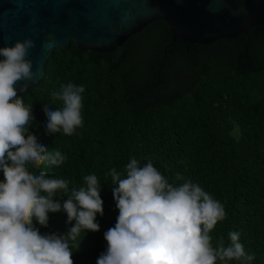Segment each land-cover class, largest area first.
Here are the masks:
<instances>
[{
	"label": "trees",
	"instance_id": "1",
	"mask_svg": "<svg viewBox=\"0 0 264 264\" xmlns=\"http://www.w3.org/2000/svg\"><path fill=\"white\" fill-rule=\"evenodd\" d=\"M68 82L85 88L83 126L72 136L48 134L43 106L58 110L52 93ZM21 98L33 105L29 131L67 156L59 167L29 171L67 180L70 188L86 186L85 175L101 182L100 230L80 234L74 264H96L106 251L104 233L119 215L106 174H124L132 158L140 166L151 160L170 183L184 182L177 173L198 183L226 212L210 232L213 246L221 237L227 246L229 232H239L252 264H264V24L195 45L171 41L167 25L155 20L110 53L80 52L71 40L62 54L52 51L43 79ZM34 224L41 234L72 227L63 211L49 213L46 228Z\"/></svg>",
	"mask_w": 264,
	"mask_h": 264
},
{
	"label": "clouds",
	"instance_id": "2",
	"mask_svg": "<svg viewBox=\"0 0 264 264\" xmlns=\"http://www.w3.org/2000/svg\"><path fill=\"white\" fill-rule=\"evenodd\" d=\"M35 42L26 38L0 47V264H74L82 232H97V215L103 216L102 186L95 174L83 177L86 186L70 188L69 181L29 168L59 167L67 156L58 148L48 150L29 129L35 117L15 85L33 80L37 72L27 57ZM21 85L19 92H25ZM85 88L72 82L52 93L61 106L47 105L48 134L72 136L83 126L81 110ZM113 198L119 215L104 233L107 249L96 264H252L255 256L245 251L240 233L229 232L213 246L210 232L226 218L223 204L198 183L176 174V185L148 160L140 166L132 158L124 174L111 169ZM67 199L61 202L58 196ZM63 211L72 227L67 234H41L34 221L48 227L49 213ZM74 222V223H73Z\"/></svg>",
	"mask_w": 264,
	"mask_h": 264
},
{
	"label": "water",
	"instance_id": "3",
	"mask_svg": "<svg viewBox=\"0 0 264 264\" xmlns=\"http://www.w3.org/2000/svg\"><path fill=\"white\" fill-rule=\"evenodd\" d=\"M155 20L173 42L209 44L263 25L264 0H0V47L35 42L27 58L37 76L15 85L23 96L43 79L55 48L62 54L74 40L80 52L110 53Z\"/></svg>",
	"mask_w": 264,
	"mask_h": 264
}]
</instances>
